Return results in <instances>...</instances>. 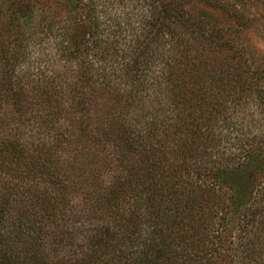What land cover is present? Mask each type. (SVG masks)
Masks as SVG:
<instances>
[{
    "label": "trees",
    "instance_id": "obj_1",
    "mask_svg": "<svg viewBox=\"0 0 264 264\" xmlns=\"http://www.w3.org/2000/svg\"><path fill=\"white\" fill-rule=\"evenodd\" d=\"M264 0H0V264H264Z\"/></svg>",
    "mask_w": 264,
    "mask_h": 264
},
{
    "label": "rangeland",
    "instance_id": "obj_2",
    "mask_svg": "<svg viewBox=\"0 0 264 264\" xmlns=\"http://www.w3.org/2000/svg\"><path fill=\"white\" fill-rule=\"evenodd\" d=\"M252 43L258 48L264 51V37H258L255 35H251Z\"/></svg>",
    "mask_w": 264,
    "mask_h": 264
}]
</instances>
